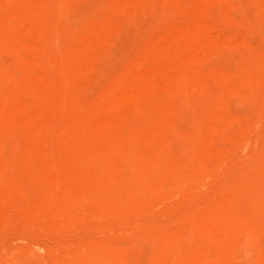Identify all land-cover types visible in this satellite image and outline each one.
Wrapping results in <instances>:
<instances>
[{
	"label": "bare ground",
	"instance_id": "1",
	"mask_svg": "<svg viewBox=\"0 0 264 264\" xmlns=\"http://www.w3.org/2000/svg\"><path fill=\"white\" fill-rule=\"evenodd\" d=\"M147 1L107 0L75 22V0H0V228L125 225L175 192L195 198L202 178L230 167L237 146L249 148L260 124L253 112L264 104V0H176L183 17L195 12L174 20L178 34L133 49L130 22ZM226 23L240 30L215 36ZM173 57L175 71L159 77ZM206 210L156 238V254L242 264L246 246L264 240V169L233 181L227 199ZM125 251L105 246L99 264H125Z\"/></svg>",
	"mask_w": 264,
	"mask_h": 264
},
{
	"label": "rangeland",
	"instance_id": "2",
	"mask_svg": "<svg viewBox=\"0 0 264 264\" xmlns=\"http://www.w3.org/2000/svg\"><path fill=\"white\" fill-rule=\"evenodd\" d=\"M106 1L107 0H75L74 8L72 9V16L75 18L72 17V20L77 22L93 17L99 12ZM243 2L248 4L249 0H243ZM174 3H176V0L171 1V4L165 0H149L145 3L146 5L143 4V7L140 6L136 9L133 15V21L131 20L130 22L128 34V38L131 39L130 43L131 41L133 42V49L144 42L160 40L167 33L171 36L178 34L177 30H174L173 24H176V22L178 24H183L195 12L190 9L186 11V16L183 17L185 11H182L181 8H176ZM262 8L263 10L261 11ZM149 11L152 14H149ZM260 12L262 14L260 20L264 28V7L260 8ZM180 13L184 14L181 15ZM153 15H155V17H153ZM176 18L178 19L175 20ZM178 20L183 23H179ZM170 23H172V25ZM168 24H170L169 26L172 29L169 26L168 28L165 27ZM161 26L162 28H160ZM239 30V26L226 23L222 28L213 31V34L215 36L225 37V35L229 36L236 34ZM172 32H174V34ZM153 34H155V36ZM126 54L127 52L119 50L114 54L113 59L117 64H122L126 60ZM224 55L227 64L233 65L237 62V56L233 50L226 49ZM176 60L175 57L171 58V60L168 59L167 66L169 69L167 66L166 68L164 67L163 70L161 68L157 71V75L161 77V74L165 70L167 73L175 71ZM202 105L200 99H195L193 102V106L197 110L200 109ZM255 114L259 117H255ZM253 116L255 123L259 122L260 124L257 127V132L251 136L249 148L253 144L252 142L257 139V133L261 134L257 145V152L254 156L255 163L247 162L246 154H248L249 148L245 149L239 146L242 147L243 150L242 148L239 149L237 146V150L242 151L238 152L236 150L237 152L235 153L237 154H234V158L228 160L229 165L235 163L233 165L235 167L230 165L231 169L236 171L234 174L230 173L231 169L227 166L228 163L226 162V166H222V170H219L221 173L217 172L218 174L210 177L211 179L202 178V186L200 185V189L198 188L196 190L195 198H190L189 196H184L175 192L170 198L153 205L155 207H151L147 216H129L126 219L125 225L116 224L105 226L102 223L91 222L83 227L78 226L79 228L59 231V226L46 228L42 224L33 230L30 227H24L25 229H23V227H20L22 226L21 224L17 223V221H13L9 225L10 227L0 228V264H99L102 260L100 252L103 251L105 246L123 247L127 251H125L126 253L123 256L125 264H161V262L162 264H182L169 261L166 257L158 256L156 254V247L158 245L157 239L164 234L179 232L183 229L181 225L190 219L196 212L203 214L210 206H217L223 203L228 197L233 181L243 182L253 170L261 171V169H264V104H259L257 106L256 111L253 112ZM206 180H208V182H206ZM253 212L255 211L250 208L248 209V214L252 219H256L257 216L259 217L258 214L255 215ZM147 217L150 219V223L145 226V221L148 219ZM258 219L259 218L256 220ZM21 229L23 231H21ZM261 238L262 236L259 237L258 243H250L246 246V249L242 251L244 256H246L244 257L242 255L244 258L242 264H264V240ZM186 242L189 243L194 250L198 247L193 243L190 237L186 238Z\"/></svg>",
	"mask_w": 264,
	"mask_h": 264
}]
</instances>
